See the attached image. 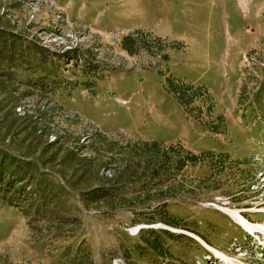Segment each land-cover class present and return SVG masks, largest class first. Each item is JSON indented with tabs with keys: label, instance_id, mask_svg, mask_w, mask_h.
<instances>
[{
	"label": "rangeland",
	"instance_id": "1",
	"mask_svg": "<svg viewBox=\"0 0 264 264\" xmlns=\"http://www.w3.org/2000/svg\"><path fill=\"white\" fill-rule=\"evenodd\" d=\"M0 264H264V0H0Z\"/></svg>",
	"mask_w": 264,
	"mask_h": 264
},
{
	"label": "trees",
	"instance_id": "2",
	"mask_svg": "<svg viewBox=\"0 0 264 264\" xmlns=\"http://www.w3.org/2000/svg\"><path fill=\"white\" fill-rule=\"evenodd\" d=\"M124 44H125V46H126V48L128 49V50H133V49H136L139 45H141V42L140 43H138L137 41H136V39H133L132 37H126L125 39H124ZM174 82L175 83H182L183 85H184V87L185 88H190L192 85H188V84H186L185 82H183L182 80H180V79H178V78H174ZM174 85V84H173ZM173 88H179L178 87V85L177 86H175V87H173ZM178 92V97H179V99H180V101H181V103L185 106V108L188 110V108H189V105H190V103H192V99H188L187 98V92H186V90H181V89H179V91H177ZM148 145H150L149 143H147ZM151 145H153L154 147H159V146H161V145H159L158 143H153V144H151ZM150 145V146H151ZM172 147V146H171ZM173 148V147H172ZM193 156H195V155H193ZM172 160V159H171ZM152 160L151 161H148V164L149 165H147V167H149V168H151V170H152V168H153V170H157V164H155V163H153L152 164ZM169 162H170V160H169ZM167 164V162L165 161V162H162V165H166ZM167 171H169V170H167ZM167 171L164 173V175H162L161 176V179H160V181H161V183L162 184H164L163 182H165V183H168V184H164V185H162V187L161 188H168V187H172L173 186V184L172 183H170L171 182V178H169L168 176H167ZM166 203V202H165ZM164 204V203H163ZM159 218H160V220L162 221V222H164V223H166L167 225H170V226H173V227H176V228H181V229H184L185 228V225L184 224H180V222L179 221H177V220H175L174 218H172V217H170V216H168L167 215V213H163V212H161V213H159ZM148 232H149V234L151 235L152 234V232H154V230H148ZM176 235V234H175ZM175 235H172V236H175ZM151 244V243H150ZM153 249H154V246H153Z\"/></svg>",
	"mask_w": 264,
	"mask_h": 264
},
{
	"label": "bare ground",
	"instance_id": "3",
	"mask_svg": "<svg viewBox=\"0 0 264 264\" xmlns=\"http://www.w3.org/2000/svg\"><path fill=\"white\" fill-rule=\"evenodd\" d=\"M237 219H239V221L244 222V223L248 221L247 217H245L243 213H240Z\"/></svg>",
	"mask_w": 264,
	"mask_h": 264
}]
</instances>
